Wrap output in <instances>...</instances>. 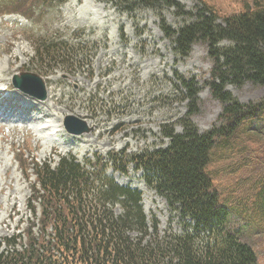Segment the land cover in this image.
Instances as JSON below:
<instances>
[{
	"label": "trees",
	"instance_id": "16d2710c",
	"mask_svg": "<svg viewBox=\"0 0 264 264\" xmlns=\"http://www.w3.org/2000/svg\"><path fill=\"white\" fill-rule=\"evenodd\" d=\"M64 1L8 0L12 10L5 11L32 19L34 13L38 16ZM111 1L127 12L153 9L161 19L160 29L181 56L197 42L206 45L211 66L203 87L220 103V113L209 129L200 132L192 117L200 112L201 88L192 77L178 75L174 84L188 100L187 111L179 120L181 132L162 128L166 145L132 153L109 151L82 162L71 154L60 156L53 165L34 162L36 181L31 189L36 204L30 205V212L37 219L31 229L37 225V230H27L24 241L19 234L3 237L0 264H256L253 246L240 228L230 224L240 206L220 196L208 165L229 158L237 146L244 151L235 142L242 134H264V97L241 103L226 90L227 84L264 86V7L253 0V9L220 18L202 1L199 12L174 29L161 18L160 8L180 10L176 0ZM76 37L46 32L35 41L30 60L43 72L86 70L96 46ZM239 159L240 166L250 165L261 175L259 194H253V186L245 191L254 198L253 212L264 219V169L260 170L264 158L252 164L247 157ZM130 170L140 171L146 186L165 200L176 215L178 230L168 228L160 234L157 219H147L143 212L140 191L116 181L114 173Z\"/></svg>",
	"mask_w": 264,
	"mask_h": 264
},
{
	"label": "rangeland",
	"instance_id": "374dc122",
	"mask_svg": "<svg viewBox=\"0 0 264 264\" xmlns=\"http://www.w3.org/2000/svg\"><path fill=\"white\" fill-rule=\"evenodd\" d=\"M176 1L182 6L180 10L160 8L161 18L174 29L198 13L202 1L212 6L220 18L256 7L253 0ZM257 6L264 7V0H258ZM129 12L107 0H67L36 22L17 15L0 17V112H4L0 115V238L16 232L24 241L27 230H37V225L31 229L34 219L29 212V206L35 204L30 200L34 176L29 170L22 174L17 156L28 167L33 162L55 164L58 155L68 152L80 159L95 152L132 153L166 145L162 128L169 126L181 132L179 120L187 111L188 100L178 89L180 86L174 84L178 75L192 77L201 88L200 112L192 117L197 129L206 131L216 122L221 105L203 87L211 66L206 45L197 42L186 56H181L159 29L161 19L154 10L136 8ZM41 27H51L60 34H80L76 40L82 43L95 42L99 48L90 67L63 74L65 77L59 69L45 76L38 63L29 61L33 54L31 41L35 30ZM26 71L42 78L45 99L10 86L13 75ZM3 88L8 91L3 92ZM226 90L241 103L264 97V86L251 82L241 87L227 84ZM66 115L86 121L90 130L80 135L67 133L63 127ZM250 135L242 134L235 140L244 151L237 146L229 158L213 160L208 172L220 196L240 206V214L233 216L230 224L240 228L253 246L256 264H264V219L253 212L254 198L245 191L253 186V194L258 195L261 175L250 165L240 166L239 159L247 157L252 164L255 159L264 158V134ZM114 176L119 183L141 191L143 212L147 218L157 219L160 234L168 228L178 230L176 215L170 213L164 199L146 188L139 172Z\"/></svg>",
	"mask_w": 264,
	"mask_h": 264
},
{
	"label": "water",
	"instance_id": "95a60500",
	"mask_svg": "<svg viewBox=\"0 0 264 264\" xmlns=\"http://www.w3.org/2000/svg\"><path fill=\"white\" fill-rule=\"evenodd\" d=\"M23 76L35 82V86L31 90H28V91L38 96L39 98H44L45 91L43 89L42 82L38 78V76L35 74H31V73H24ZM14 84L19 85L17 78H14ZM73 122L75 123L77 122L78 126L77 127L73 126L74 124ZM64 124L69 132L76 133V134L86 132L89 130L88 126L86 125L84 121L77 119L74 116H67L65 118Z\"/></svg>",
	"mask_w": 264,
	"mask_h": 264
},
{
	"label": "bare ground",
	"instance_id": "6f19581e",
	"mask_svg": "<svg viewBox=\"0 0 264 264\" xmlns=\"http://www.w3.org/2000/svg\"><path fill=\"white\" fill-rule=\"evenodd\" d=\"M162 4V3H161ZM178 9V8H177ZM17 60V59H16ZM204 84V83H203ZM189 111V110H188ZM4 112L2 111V112H0V115H2ZM37 121H39V120H37ZM40 121H41V119H40ZM264 121V120H263ZM33 122V121H32ZM36 123V122H35ZM89 123V122H88ZM89 125V124H88ZM62 130V129H61ZM149 219V218H148ZM167 237V236H166ZM158 242V241H157Z\"/></svg>",
	"mask_w": 264,
	"mask_h": 264
}]
</instances>
